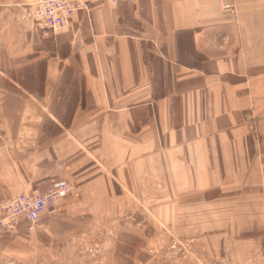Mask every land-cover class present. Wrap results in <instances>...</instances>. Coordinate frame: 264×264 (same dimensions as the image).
<instances>
[{
  "label": "crops",
  "instance_id": "obj_1",
  "mask_svg": "<svg viewBox=\"0 0 264 264\" xmlns=\"http://www.w3.org/2000/svg\"><path fill=\"white\" fill-rule=\"evenodd\" d=\"M25 26L22 43L45 64L42 85L25 88L30 105L60 109L47 111L59 131L4 136L0 151L20 159L3 167L15 175H0V199L68 179L82 192L58 201L55 219L84 234L86 215L109 219L87 206L118 211L161 189L185 198L264 175V0H238L237 17L218 0H92L56 37ZM55 223L40 234L43 252L58 250Z\"/></svg>",
  "mask_w": 264,
  "mask_h": 264
},
{
  "label": "rangeland",
  "instance_id": "obj_2",
  "mask_svg": "<svg viewBox=\"0 0 264 264\" xmlns=\"http://www.w3.org/2000/svg\"><path fill=\"white\" fill-rule=\"evenodd\" d=\"M31 4L32 0H0V146L4 136H55L59 131L47 111L58 114L61 110L31 108L36 94L25 89L42 85L45 67L43 61L37 63L36 50L22 43L28 35L26 24L36 33ZM235 5L234 10H220L237 17L238 0ZM22 97L30 102L22 104ZM23 105L30 106L23 109ZM252 127L257 130L255 120ZM254 137L261 149V136ZM18 159L11 150L0 151V175H5L4 166L12 169ZM24 160H29L27 170L33 174L31 159ZM11 171L5 176L15 175ZM62 180L75 188L65 199L81 194L73 182ZM245 184L174 199L161 189L157 199L138 198L133 203L122 199L125 203L118 211L111 204L87 206L92 212L107 210L109 219L95 221L86 215L88 231L84 234L69 235L79 222L55 219L56 204V212L45 215L34 231L24 224L3 233L0 264H264V175L252 173ZM50 186L36 190L45 192ZM22 193L28 194L19 192L0 200ZM52 220L59 223L53 226L55 240L50 241L58 250L43 252L40 234L51 229ZM65 247L68 250L63 251Z\"/></svg>",
  "mask_w": 264,
  "mask_h": 264
},
{
  "label": "built area",
  "instance_id": "obj_3",
  "mask_svg": "<svg viewBox=\"0 0 264 264\" xmlns=\"http://www.w3.org/2000/svg\"><path fill=\"white\" fill-rule=\"evenodd\" d=\"M113 5L131 4L140 0H109ZM236 0H219L223 11L234 10ZM91 0H32L30 18L33 29L44 37H56L69 26L75 13H90ZM75 188L67 181H57L45 191L19 194L0 200V237L22 224L34 231L42 224L45 215L56 212L58 201L74 194Z\"/></svg>",
  "mask_w": 264,
  "mask_h": 264
},
{
  "label": "bare ground",
  "instance_id": "obj_4",
  "mask_svg": "<svg viewBox=\"0 0 264 264\" xmlns=\"http://www.w3.org/2000/svg\"><path fill=\"white\" fill-rule=\"evenodd\" d=\"M109 1V0H108ZM110 2V1H109ZM220 8H221V6H220Z\"/></svg>",
  "mask_w": 264,
  "mask_h": 264
}]
</instances>
